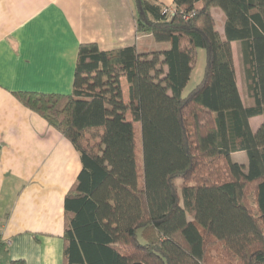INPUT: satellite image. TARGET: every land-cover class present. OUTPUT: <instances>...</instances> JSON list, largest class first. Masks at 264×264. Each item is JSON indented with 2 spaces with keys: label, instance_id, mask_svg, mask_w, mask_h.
Listing matches in <instances>:
<instances>
[{
  "label": "trees",
  "instance_id": "1",
  "mask_svg": "<svg viewBox=\"0 0 264 264\" xmlns=\"http://www.w3.org/2000/svg\"><path fill=\"white\" fill-rule=\"evenodd\" d=\"M132 1L136 33L168 47L81 44L71 94H14L80 157L64 200L63 264H264V123L249 125L264 118V0H174L171 14ZM197 49L204 76L183 96ZM238 152L247 168L232 161Z\"/></svg>",
  "mask_w": 264,
  "mask_h": 264
},
{
  "label": "crops",
  "instance_id": "2",
  "mask_svg": "<svg viewBox=\"0 0 264 264\" xmlns=\"http://www.w3.org/2000/svg\"><path fill=\"white\" fill-rule=\"evenodd\" d=\"M154 1L172 7L174 0ZM134 14L132 0H0L1 264H63L64 200L81 171L72 143L14 94H71L81 44H96L104 52L168 47L137 34ZM211 14L223 36V13L213 8ZM231 50L237 90L247 107L253 101L240 43L232 42ZM263 123V116L249 120L253 132ZM231 159L247 168L244 152Z\"/></svg>",
  "mask_w": 264,
  "mask_h": 264
},
{
  "label": "rangeland",
  "instance_id": "3",
  "mask_svg": "<svg viewBox=\"0 0 264 264\" xmlns=\"http://www.w3.org/2000/svg\"><path fill=\"white\" fill-rule=\"evenodd\" d=\"M215 18H216L217 25H220L221 24L220 18L217 15L215 16ZM205 65H206V53L203 49H197L196 55H195L194 69L189 79V82L187 83V86L185 87L183 91V96H186L202 80L204 76ZM2 264H5V263L2 262Z\"/></svg>",
  "mask_w": 264,
  "mask_h": 264
},
{
  "label": "built area",
  "instance_id": "4",
  "mask_svg": "<svg viewBox=\"0 0 264 264\" xmlns=\"http://www.w3.org/2000/svg\"><path fill=\"white\" fill-rule=\"evenodd\" d=\"M164 12L171 14L173 12L172 7H166ZM189 17L190 16H185V19L187 20V19H189ZM2 243H3V241H2L1 236H0V247L2 246Z\"/></svg>",
  "mask_w": 264,
  "mask_h": 264
}]
</instances>
